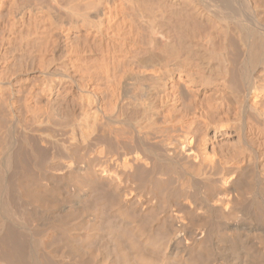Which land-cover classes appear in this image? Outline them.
Listing matches in <instances>:
<instances>
[{
	"label": "bare ground",
	"instance_id": "bare-ground-1",
	"mask_svg": "<svg viewBox=\"0 0 264 264\" xmlns=\"http://www.w3.org/2000/svg\"><path fill=\"white\" fill-rule=\"evenodd\" d=\"M0 264H264V0H0Z\"/></svg>",
	"mask_w": 264,
	"mask_h": 264
}]
</instances>
